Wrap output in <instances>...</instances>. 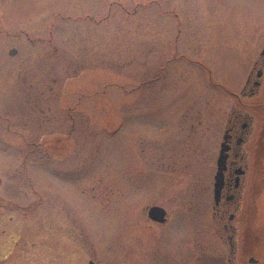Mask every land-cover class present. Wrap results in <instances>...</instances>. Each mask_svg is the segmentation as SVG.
Listing matches in <instances>:
<instances>
[{
  "label": "rangeland",
  "instance_id": "rangeland-1",
  "mask_svg": "<svg viewBox=\"0 0 264 264\" xmlns=\"http://www.w3.org/2000/svg\"><path fill=\"white\" fill-rule=\"evenodd\" d=\"M263 36L264 0H0V264L65 246L181 264L189 211L192 264H234L202 189L224 111L213 83L239 90ZM150 203L172 237L145 253Z\"/></svg>",
  "mask_w": 264,
  "mask_h": 264
},
{
  "label": "flooded vegetation",
  "instance_id": "flooded-vegetation-1",
  "mask_svg": "<svg viewBox=\"0 0 264 264\" xmlns=\"http://www.w3.org/2000/svg\"><path fill=\"white\" fill-rule=\"evenodd\" d=\"M122 6L125 8V5ZM93 12L95 11L91 8L90 14L87 13L84 18L92 20L95 17L91 14ZM22 32L28 34L25 30H21L13 35L17 37ZM28 39L46 42L45 37L30 38L28 36ZM260 42L261 44L254 48L253 57L250 54L252 58L249 61L250 68L239 90L232 89L223 83H213V86L218 88L220 96L218 108H224V111L222 120H219L220 141L217 150L214 148L212 171L210 170L207 174L202 189L208 196L211 192L213 194L212 217L222 227L217 232H219V238L227 242L230 252L228 260L234 264H264V216L262 214L264 209V39L258 43ZM13 49L16 48L9 49L10 54ZM223 101L230 105L227 106ZM184 103L178 104L177 108L181 109L187 105V103L183 105ZM205 108L208 114L211 108L209 102ZM205 125L208 126L205 129L209 132L210 124L205 123ZM173 134L174 132L164 136L172 137ZM220 156L224 158L221 163L223 174L220 179V190L216 196V174L220 167ZM191 201L193 203V196ZM9 202H3L0 198V222L3 217V203L7 205ZM10 204L9 206L12 205ZM156 205L167 211L164 221L155 220L150 216V208ZM142 211L145 216L142 228L144 231L148 230V236L149 234L151 236H149L150 241L153 240V245L151 247L145 245L142 251L148 253L154 249L157 252L163 250L165 246H158L157 239H161L165 234L172 237L170 229L167 228L172 221L168 208L161 203H150L142 207ZM189 214L191 225L188 224L186 235L179 244L177 243L181 249L184 247L186 252L181 256V264H192L194 252V214L191 211ZM11 218L6 220H13ZM0 226L3 225L0 224ZM1 247L0 245V249ZM9 252H13L12 249ZM61 252L62 256L59 260L54 257L52 261L44 264H135L128 259L130 246H125L123 260H116L115 256H107L106 260L102 257L100 260L97 254L101 251L98 252L93 247L87 246H65L62 247ZM23 264L41 263L31 261Z\"/></svg>",
  "mask_w": 264,
  "mask_h": 264
},
{
  "label": "water",
  "instance_id": "water-1",
  "mask_svg": "<svg viewBox=\"0 0 264 264\" xmlns=\"http://www.w3.org/2000/svg\"><path fill=\"white\" fill-rule=\"evenodd\" d=\"M16 53V50H12V54ZM224 158H222V156H220V159H219V169H218V172L216 174V190H215V193H216V196L218 195L219 193V190H220V179L222 177V174H223V170H222V166H221V163L223 162ZM149 214L150 216L155 219V220H158V221H164L165 219V215H166V210L160 206H152L149 210ZM262 214L264 216V209L262 210Z\"/></svg>",
  "mask_w": 264,
  "mask_h": 264
},
{
  "label": "trees",
  "instance_id": "trees-1",
  "mask_svg": "<svg viewBox=\"0 0 264 264\" xmlns=\"http://www.w3.org/2000/svg\"><path fill=\"white\" fill-rule=\"evenodd\" d=\"M62 141L61 140H58V144L61 145Z\"/></svg>",
  "mask_w": 264,
  "mask_h": 264
}]
</instances>
